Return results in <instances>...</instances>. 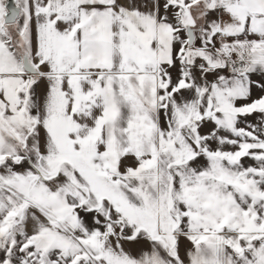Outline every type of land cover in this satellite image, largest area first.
Segmentation results:
<instances>
[{"label": "snow or ice", "instance_id": "obj_1", "mask_svg": "<svg viewBox=\"0 0 264 264\" xmlns=\"http://www.w3.org/2000/svg\"><path fill=\"white\" fill-rule=\"evenodd\" d=\"M0 264H264V0H0Z\"/></svg>", "mask_w": 264, "mask_h": 264}]
</instances>
